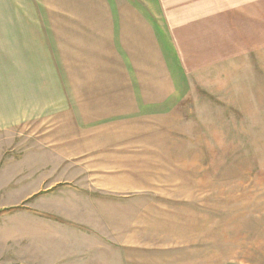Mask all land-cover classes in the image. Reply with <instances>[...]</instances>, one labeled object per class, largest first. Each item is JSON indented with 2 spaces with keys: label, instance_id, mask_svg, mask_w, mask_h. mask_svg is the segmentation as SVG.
<instances>
[{
  "label": "rangeland",
  "instance_id": "rangeland-1",
  "mask_svg": "<svg viewBox=\"0 0 264 264\" xmlns=\"http://www.w3.org/2000/svg\"><path fill=\"white\" fill-rule=\"evenodd\" d=\"M259 55L246 67L255 93L237 88L232 110L216 114L188 106L189 126L202 123L188 138L180 123L113 122L92 130L80 156L65 153L60 121L41 134L53 146L31 136L35 128L26 144L0 145V264H264V225L232 226V197L264 186Z\"/></svg>",
  "mask_w": 264,
  "mask_h": 264
},
{
  "label": "crops",
  "instance_id": "crops-1",
  "mask_svg": "<svg viewBox=\"0 0 264 264\" xmlns=\"http://www.w3.org/2000/svg\"><path fill=\"white\" fill-rule=\"evenodd\" d=\"M263 52L264 0H0V145L35 128L53 146L41 134L60 121L69 143L58 152L80 156L113 122L180 123L188 138L202 124L189 126L188 106L232 110L237 88L255 93L246 67ZM203 95L217 105L197 104ZM251 190L232 197V226L264 225V186Z\"/></svg>",
  "mask_w": 264,
  "mask_h": 264
}]
</instances>
